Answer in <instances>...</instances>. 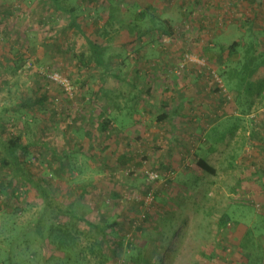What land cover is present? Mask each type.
<instances>
[{
    "label": "rangeland",
    "instance_id": "374dc122",
    "mask_svg": "<svg viewBox=\"0 0 264 264\" xmlns=\"http://www.w3.org/2000/svg\"><path fill=\"white\" fill-rule=\"evenodd\" d=\"M62 1L82 32L50 0H0L2 135L31 145L25 165L62 205L112 225L104 236L56 213L39 223L44 202L17 177L19 199L0 195V264H264V192L231 191L241 169L264 174V32H246L257 0ZM140 10L142 30L161 14L167 32H130ZM86 37L105 46L107 67ZM231 68L247 79L229 81Z\"/></svg>",
    "mask_w": 264,
    "mask_h": 264
},
{
    "label": "trees",
    "instance_id": "16d2710c",
    "mask_svg": "<svg viewBox=\"0 0 264 264\" xmlns=\"http://www.w3.org/2000/svg\"><path fill=\"white\" fill-rule=\"evenodd\" d=\"M50 2L55 5L56 9L65 12L69 14L70 22L73 26H75L77 29H79L82 32L81 25L78 23V16L76 14L75 8L71 7L70 5H66L62 0H50ZM152 7L151 5H149ZM114 7L110 8V21L116 18V14L113 10ZM150 11V10H148ZM156 11V9H155ZM157 12V11H156ZM161 14H157V17L160 18ZM150 21L152 23L151 27H148L147 29H141L139 22L142 19H147V12L144 10H140L135 14L134 21H130L128 25L130 32H138L139 37H142L143 35L147 33H153L157 31L161 32H167L166 28L162 26V21H159L155 15L150 16ZM123 25V23H120ZM170 26V25H169ZM163 28V29H162ZM89 44L90 51L92 54L93 61L96 62V64L107 67L108 63L104 60V51L105 46L101 45L90 38H85ZM240 45L239 41H234L227 50H229L230 57L232 59H237L239 56L238 47ZM224 50V48L222 46ZM81 60V59H80ZM84 64H86L87 61L84 59L81 60ZM249 63H251V57H250V50H247L246 56H245V62L242 68V72L247 69L249 66ZM230 75V80H233L234 75L239 74L241 78H246L244 75H240V72L237 68H231L227 72ZM247 79V78H246ZM245 79V80H246ZM259 85L257 86V93L261 94L264 89V79L260 80ZM170 117V111L164 108L162 112L158 115V120H166ZM98 127L100 133L104 134L109 132L111 127L112 120L105 116L104 114L99 117ZM4 131V127L2 124V121L0 119V165L3 168V175L0 176V195L4 196L6 200V204H9L10 201H13V199H19L18 192L16 190V187L14 186L15 178L21 177V179L26 180V182L30 183L31 186L37 191L38 195L42 198L44 202V211L41 214L39 223H44V219L47 218L50 214L56 213L58 218L60 216L65 217L64 219H68V221L64 222L62 225L66 229L72 225L70 228H74L76 223L73 222V220H82L85 221L89 226L93 227L94 229H97L99 232L106 235V231L111 227L112 224H107L100 226L98 224L90 222L85 216L76 210L75 203L70 202L68 203V206L62 205L56 198L54 191L50 187V185L47 182L41 181L37 178H35L29 167H27L25 164L27 162V156L29 155L31 145L25 144L22 141L21 136H15V137H4L2 135ZM54 155L58 156V152L54 151ZM65 156V155H64ZM66 157V156H65ZM61 158V157H60ZM62 160V159H61ZM198 165L203 170L215 174L216 168L213 164H211L207 158L201 157L198 160ZM0 196V197H1ZM60 215V216H59ZM61 217V218H62ZM60 218V219H61ZM70 219V220H69ZM221 219H223L224 223H226V219L223 216ZM223 221H220V225H222ZM114 225H117V222H114ZM65 228H59L57 229V234L61 233H67V230ZM54 237H57L56 234H51ZM63 235V234H62ZM170 240V239H169Z\"/></svg>",
    "mask_w": 264,
    "mask_h": 264
},
{
    "label": "crops",
    "instance_id": "0c3cea01",
    "mask_svg": "<svg viewBox=\"0 0 264 264\" xmlns=\"http://www.w3.org/2000/svg\"><path fill=\"white\" fill-rule=\"evenodd\" d=\"M257 3L259 4V8H261V9H255L253 16L247 22V26H249V28L251 30L248 29L246 31L247 33L251 34V36L254 35L255 37H257L256 35H258V33L264 32V0H257ZM260 11H262V15H260ZM263 39H264V37H263ZM237 127H238V121H234L232 124L233 130H235ZM243 161H247V159H245ZM247 163L248 162L242 164L241 167L244 168L245 166L248 165ZM259 163L264 165V156H262L260 158ZM241 171H242V172H240L241 174H239V177H240L239 180H238V178L235 179L236 182L234 181L235 183H233L231 185V191L233 190V191L237 192L238 188L245 184V188H247L246 191L251 190L252 192H264V176H261L264 174H262V172H260V174L257 175V177L260 176L261 178L256 179L255 178L256 176H251V174H246L248 172L243 171V169H241ZM234 177H236V176H234ZM63 219H62V223L68 221V219H64V220Z\"/></svg>",
    "mask_w": 264,
    "mask_h": 264
},
{
    "label": "built area",
    "instance_id": "2783aa9c",
    "mask_svg": "<svg viewBox=\"0 0 264 264\" xmlns=\"http://www.w3.org/2000/svg\"><path fill=\"white\" fill-rule=\"evenodd\" d=\"M51 77H52V76H51ZM53 79L56 80V81H60L61 84L64 85V86L68 89V87H69V82H68L67 79H63V78L60 77V76H55ZM148 174H149V177H150L152 180H154L155 178L158 177V174L155 173V172H150V173H148Z\"/></svg>",
    "mask_w": 264,
    "mask_h": 264
}]
</instances>
